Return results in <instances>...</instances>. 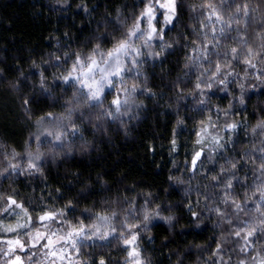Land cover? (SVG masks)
<instances>
[{
  "label": "clouds",
  "instance_id": "clouds-1",
  "mask_svg": "<svg viewBox=\"0 0 264 264\" xmlns=\"http://www.w3.org/2000/svg\"><path fill=\"white\" fill-rule=\"evenodd\" d=\"M31 6L44 45L0 42V264H264V0Z\"/></svg>",
  "mask_w": 264,
  "mask_h": 264
},
{
  "label": "trees",
  "instance_id": "trees-1",
  "mask_svg": "<svg viewBox=\"0 0 264 264\" xmlns=\"http://www.w3.org/2000/svg\"><path fill=\"white\" fill-rule=\"evenodd\" d=\"M32 11L31 0H0V42H7L11 35L15 38L17 47H22V42L33 43L34 41L37 46H43L42 36L50 27L51 21L45 24L42 19L37 20L31 15ZM9 47L11 49V45ZM8 111L10 112L11 109L9 108ZM2 112L3 108H0V113ZM131 154L139 156L140 152L132 150ZM124 163L126 165L127 161ZM132 172L136 173L137 169L133 167ZM149 179L151 180L152 177L149 176ZM156 183H160V180L157 179Z\"/></svg>",
  "mask_w": 264,
  "mask_h": 264
}]
</instances>
